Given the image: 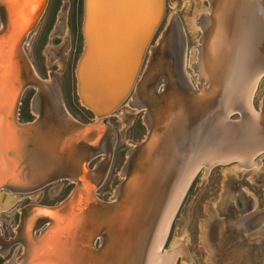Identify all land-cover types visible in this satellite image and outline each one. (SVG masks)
<instances>
[{
	"label": "bare ground",
	"instance_id": "6f19581e",
	"mask_svg": "<svg viewBox=\"0 0 264 264\" xmlns=\"http://www.w3.org/2000/svg\"><path fill=\"white\" fill-rule=\"evenodd\" d=\"M42 1L0 0V103L4 106L17 81L27 74L13 51L15 40L37 16L33 24L36 27L48 3L47 0L39 12ZM209 1V13L202 20H195V25L203 30L196 67L199 77H203L200 82L197 79L196 86L184 71L178 32L173 28L162 35L154 48L150 42L135 77L140 63L136 54L158 0L83 1L79 56L83 55L74 69L79 104L94 119L93 113L100 115L111 110L129 92L111 114L124 104L144 106L145 109L136 106L135 110L145 113L149 131L142 143L128 150L123 181L109 200L117 198L115 202L91 201L87 194L86 189L97 184L103 170L100 166L93 172L82 171L80 188L76 186L57 206L55 214L35 205L20 210L17 234L10 243L22 239L21 264H173L177 254L184 256L182 242L177 240L169 253H161L160 247L196 169L204 164L208 170L216 163L234 159L241 166L255 164L254 155L264 151V101L255 111L257 114L251 107L254 87L264 73V0ZM22 50L25 51L24 45ZM150 52L153 55L149 58ZM51 79L39 80L40 84L33 87V111L38 117L33 124L17 129L5 120L0 123L1 183L11 176L12 167L19 178L13 183L41 179L58 168L69 167L82 148L92 147L99 137L93 127L73 125L61 116L55 97L57 88ZM161 81L163 88L158 90ZM58 85L65 103L62 84ZM199 85L203 88L194 92ZM235 109L244 112L243 117L226 122ZM20 194L28 193L0 190V210L9 209ZM260 208H264V203H260ZM260 212L264 210L254 209L246 215L248 218L237 222L246 223L252 214ZM44 220L49 224L36 237L34 225ZM248 228L246 223L243 229L247 232ZM252 228L251 234L264 240V221ZM71 229L72 234L66 237L65 232ZM88 232L101 233L98 249H89ZM55 237V245L61 248H54Z\"/></svg>",
	"mask_w": 264,
	"mask_h": 264
},
{
	"label": "rangeland",
	"instance_id": "374dc122",
	"mask_svg": "<svg viewBox=\"0 0 264 264\" xmlns=\"http://www.w3.org/2000/svg\"><path fill=\"white\" fill-rule=\"evenodd\" d=\"M83 1L48 0L46 12L44 11L34 28H37L36 33L32 30L27 36L24 52L30 57L31 60L26 56L34 71L39 73L40 76L36 72L40 79L49 80L53 77L60 96L58 82L62 84L65 103L62 96L61 103L66 111L80 121L89 122L93 120V116L79 104L74 77V69L82 49ZM209 8V0H166L163 20L152 40L154 48L167 30L176 29L182 51L181 63L193 86L198 84L196 67L201 46L200 37L203 36L200 28L202 26H196L195 20H202L209 13ZM152 55L150 52L149 58ZM161 88L163 84L158 90ZM34 93V88L28 86L22 94L19 106L22 122L36 118L33 111ZM263 96L264 73L257 80L251 96L253 110L260 108ZM133 105L124 104L121 110L110 115L116 138L106 177L97 191L98 198L104 201L114 197L117 184L122 180L128 149L136 143H142L148 133L145 113L142 109L135 110L136 106ZM239 117L240 112L237 109L229 115L230 120ZM262 152L254 155L255 164L251 166H241L234 159L216 163L208 170L204 164L196 169L174 210L160 247L161 253H169L177 240L182 242L184 256L177 254L173 264H233L221 252L227 247L225 241L230 233L227 227L230 212L234 207L237 208L235 203L242 204V199L238 197L240 195H246L244 213L255 208L258 200H264ZM99 158L100 156L97 157ZM95 161L96 159L93 163ZM72 185L69 179L51 182L31 193L20 194V198L9 209L0 210V264H14L22 255L20 244L10 243L17 234L15 230L18 228L21 207L25 204L56 205L68 195ZM1 193L6 195V191ZM238 246L242 251L243 246L244 249L247 247V240L241 239Z\"/></svg>",
	"mask_w": 264,
	"mask_h": 264
},
{
	"label": "water",
	"instance_id": "95a60500",
	"mask_svg": "<svg viewBox=\"0 0 264 264\" xmlns=\"http://www.w3.org/2000/svg\"><path fill=\"white\" fill-rule=\"evenodd\" d=\"M46 2H47V0L42 1L41 5L39 7V10H38L39 12L42 9V7L44 9ZM157 6L158 7H157L156 13L154 15V18L146 30V32L143 36V39L141 41V44L138 48L137 54H136L137 62L140 61V63H139L135 77L137 76L138 71H139V69L143 63L144 56H145L144 55L145 50L148 47V45L150 44V42L153 40V38L156 34V31L158 30V28H159V26L163 20L164 11H165V0H158ZM36 17H35V19H36ZM35 19L30 24V27H27L28 29H26L25 27L22 28L21 34L17 37V40H15L14 47H13V51H15V54H17L19 56V58L22 60V63L24 64V66H23L24 72L26 71L27 74L25 77H22L21 79H19L17 81V84L15 85V88L11 93V97L8 100L7 105L4 106L0 103V123L5 120L4 123L7 122V123H9V125L11 124V125L15 126L17 129H23L26 126L33 124L37 120V117H36L32 121L22 122L20 120V117H19V106H20V102H21V98H22V94L24 93V90L28 86L36 87L40 84L39 80L42 81V79L36 78L35 72H34L33 68L30 66V63L27 61V57L25 56V54L22 50V47L25 44V41L27 39L29 32L35 26V25L33 26V24L35 23ZM17 55H16V58H18ZM82 55L80 56V59H81ZM17 63H18V61H17ZM196 73H197V71H196ZM197 75H198V73H197ZM183 77H184V81L187 82V84L189 86H191L190 81L184 75H183ZM201 77H203V76H201ZM201 77L198 76V78H200L199 82L201 81ZM43 80H45V79H43ZM204 80L206 82L207 79L205 78ZM51 81L54 83V79H51ZM162 82L163 81L158 83V86H160L162 84ZM202 88H203V85H199V87L196 90L194 88L193 89H194V92H200V90ZM54 90H55V97H56L57 105H58V107H57L58 112L61 113V116L66 118L68 120V122H70L73 125H78L80 127H93V129H96L98 131L97 132L99 135L98 139L96 137V142L93 144L92 147H90V148L87 147L86 149L82 148V150H81L82 152L79 153V155L76 157V159L74 158V160H72L73 162L71 163V165L69 167L66 165L64 168H58L57 170H54L53 172L47 174L46 177H44V178L34 179L30 182H25V183H22V182L13 183V182H15V180H17L19 178H18V176H16L15 168L12 167L13 172H12L11 176L9 178H7V181L5 180L3 183L0 182V190L11 189L13 191L31 192V191H34L38 188L43 187L44 185H47V184L54 182V181H57V180H61V179L72 180L73 185H72L70 192L58 204H56V205L25 204L24 206L21 207V209H24L26 207L35 205L36 207L47 209L48 211L53 212V214L56 213L55 209L57 208V206L59 204H61L63 201H65L74 192V190L76 189V186L78 188H80L81 179H83V174H82L83 170L85 172H87V170L90 172H93L97 167L100 169L101 168L100 166H102L103 170L100 173L99 178L97 179V184H95L96 186H94V185L91 186L89 179H87V181H86V183H88V185H90L89 188L86 189V191H87V194L90 195L91 201H95V199H100L95 195L94 192L98 189V187H100L104 178L106 177L108 167H109L110 161H111L110 159L108 160V156L110 154V150H113V148H114V142H115V138H116V132H115V129L111 123L109 116L111 115V113L116 108L119 107L120 104H122L124 102V100L127 98L128 94H129V92H128L121 101H119L114 107L111 108V110L106 111L103 114L97 115V114L93 113V111H91L93 113V115L95 116V118L89 122H83V121H80V120L74 118L68 111H66V109L64 108V106L61 103L60 96H59L57 89H54ZM35 95H36V93H35ZM262 101H264V96H263ZM136 106H138L142 109H145L144 106H139V105H136ZM258 110H253V112L255 114H257L255 111H258ZM242 114H244V112L240 113L239 119L241 117H243ZM230 121H231L230 119H229V121L226 120V122H229V123H230ZM262 153L264 154V152H262ZM98 156H100L99 159H97ZM111 157H112V155H111ZM95 159H96V161H95V163H93ZM124 163H125V161H124ZM79 166L81 167L80 173H78L79 172L78 170L80 169ZM11 178H12V181H10ZM122 181H120L117 185H119ZM240 196L243 199L242 205H238V203H235L237 208L234 207V209L230 212V217H229L230 222H229V224H227V227H228L230 233L227 235V237H226L227 240L225 241L227 247L225 249H223L221 252L224 253L225 258L229 259V261L233 262V264H264V240H263L262 236H260V235H252L251 234L254 230L252 227H255L257 225V223H259L260 221H264V212H260L259 214L254 213L250 216V220L246 221L247 226L249 227L247 229V232H245L243 229V226H245L246 223H243L241 221L237 222V220L239 221V219H241L242 217H243V219L245 217L248 218L247 216L250 215L254 211V209L259 210V211L260 210L263 211L264 208L263 209L260 208V203H263L264 200L262 202H260V200H258V205L255 208L244 213L243 212L244 211V205L243 204H244L246 195L243 194ZM116 199L117 198H115L109 202L113 203L116 201ZM109 202L102 200L101 203L110 204ZM224 205H225V203H224ZM259 217H260V219H259ZM19 223H20V216L18 219L17 227H18ZM48 224H49L48 220H44L43 222H39V221L36 222V225H34L35 232H38L36 237L39 236L40 232L42 230H44L48 226ZM71 231H72V229L67 233L65 232L66 237H69L72 234ZM16 233H17V231H16ZM58 235H59V233H56V237H58ZM56 237L54 238V241H53L54 248L60 247V246L55 245V243L58 241V239H56ZM86 237H87V244H88V247L90 250L93 251V250H96L99 248L100 243H101V233H99V232H96V233L88 232ZM241 239L247 240V247L244 249V246H243L242 251L240 250V247L238 246V243L240 242ZM21 242H22V239L18 238L14 243H21ZM221 252H220V254H222ZM29 260H30V258H27L26 263H28ZM22 261H23V258H20L19 263H17V264H21ZM58 262H59V264H66L65 261H58ZM72 264H74V263H72Z\"/></svg>",
	"mask_w": 264,
	"mask_h": 264
}]
</instances>
